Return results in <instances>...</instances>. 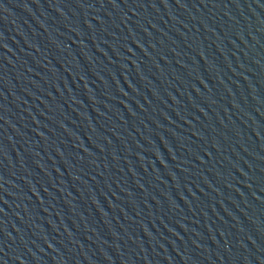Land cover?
Listing matches in <instances>:
<instances>
[{
	"label": "water",
	"instance_id": "obj_1",
	"mask_svg": "<svg viewBox=\"0 0 264 264\" xmlns=\"http://www.w3.org/2000/svg\"><path fill=\"white\" fill-rule=\"evenodd\" d=\"M0 264H264V0H0Z\"/></svg>",
	"mask_w": 264,
	"mask_h": 264
}]
</instances>
